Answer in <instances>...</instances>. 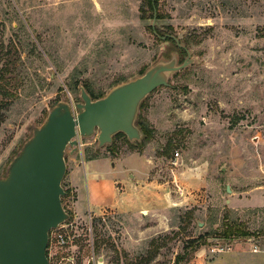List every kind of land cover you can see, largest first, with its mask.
<instances>
[{"label":"rangeland","instance_id":"374dc122","mask_svg":"<svg viewBox=\"0 0 264 264\" xmlns=\"http://www.w3.org/2000/svg\"><path fill=\"white\" fill-rule=\"evenodd\" d=\"M155 10L147 0H0V88L14 98L0 109V179L52 107L80 102L79 86L105 96L173 54L181 64L166 35L181 34L195 60L139 107L142 146L136 125L133 147L117 137L99 149L93 137L67 149L69 219L49 232V264H214L221 248L264 251V208L249 207L264 204V0H158ZM93 157L108 159L86 163ZM83 163L77 213L70 174ZM90 169H133L153 203L138 214L86 211ZM231 228L253 236H226Z\"/></svg>","mask_w":264,"mask_h":264},{"label":"water","instance_id":"95a60500","mask_svg":"<svg viewBox=\"0 0 264 264\" xmlns=\"http://www.w3.org/2000/svg\"><path fill=\"white\" fill-rule=\"evenodd\" d=\"M166 37L186 55L181 64L173 54L97 100L79 86V103L58 102L42 124L33 128L9 164L6 177L0 179V264H49V232L69 219L61 203L65 156L67 149L71 155L78 151L79 138L95 137L99 149L110 146L117 134L129 143L142 139L136 126L141 103L158 88L167 87L171 75L195 62L179 42L181 34L162 40ZM226 192H230L228 186Z\"/></svg>","mask_w":264,"mask_h":264},{"label":"crops","instance_id":"0c3cea01","mask_svg":"<svg viewBox=\"0 0 264 264\" xmlns=\"http://www.w3.org/2000/svg\"><path fill=\"white\" fill-rule=\"evenodd\" d=\"M130 156H135L140 159V157L136 155ZM106 159L108 158L101 157L93 159L92 162L104 163ZM88 162L91 161L89 160L86 163ZM84 165V163L81 165L82 170L80 171V166H75L70 174V180L77 195V200L75 202V210L77 213H81L80 210L84 212V197H82L79 189L81 171L83 172L84 178L85 175H88ZM90 170V177L85 181L86 191L84 195L86 211L101 212V210H116L119 214H138L141 210L148 209L149 203H153L152 192H149L147 188L142 189L136 186L140 181L136 178L134 173L132 174L131 171L133 169H129L126 172L120 173L121 175L118 174L120 176L114 177H111L108 172L105 173L95 169ZM145 195L151 198L147 199ZM234 197H236L235 199L239 202V197L236 194H234ZM235 199L231 198V202L234 203ZM245 201L248 202L246 199ZM249 207L264 208V204L260 203L256 198ZM239 247H237L235 251L225 250L220 252V257L215 259L214 264H264V251L257 250V252H254V245L251 243L247 244L246 250L239 249Z\"/></svg>","mask_w":264,"mask_h":264},{"label":"trees","instance_id":"16d2710c","mask_svg":"<svg viewBox=\"0 0 264 264\" xmlns=\"http://www.w3.org/2000/svg\"><path fill=\"white\" fill-rule=\"evenodd\" d=\"M157 1L158 0H147V3H148V6L151 8V10H153V8H156V6H157ZM157 19H160V17L158 16L157 17ZM154 32H155V30H153ZM156 33V32H155ZM154 34V33H153ZM157 34V33H156ZM155 34V35H156ZM165 40H170V41H172V42H174L173 40H171L170 38H168V37H166L165 38ZM175 45H176V43H175ZM176 48L178 49V50H180V51H182L181 49H179L177 46H176ZM183 52V51H182ZM3 56V55H2ZM8 66L10 67V64H5L2 68H4L5 70H2V72L4 71V72H9V70H7L8 69ZM143 73V72H142ZM141 73V74H142ZM140 74V75H141ZM0 78L2 79V81H3V79H4V76L2 75V73L0 72ZM7 84H9V82H7ZM4 86H2L1 88H0V109H6L7 107H9L10 106V104H11V102H12V100L14 99L13 97H12V95H11V93H9L8 92V90L7 89H5L4 90ZM83 88L85 89V91L89 94V96L92 98V100H97V99H100V98H102L103 97V95H99V96H93V94H91V93H89V91H87V88L85 87V86H83ZM142 105H143V102L141 103V105H140V109H141V107H142ZM1 117V116H0ZM136 125L137 126H139V128H140V130H141V132L143 133V135H144V138H143V140L141 141V143H136V145H140V146H142L143 145V143H144V141H145V138H146V134H147V129L146 128H143L142 126H141V124L139 123V122H137L136 123ZM117 137H123V138H126L123 134H117L114 138H117ZM114 138H113V140H114ZM126 142L128 143V145L130 146V147H133L127 140H126ZM93 159H97V157H93V158H88V160H93ZM225 235L226 236H230V237H232L233 235L234 236H253V235H251V234H249V233H247V232H245V231H243V230H240L239 228H231V229H228L226 232H225ZM177 261H181V259L180 258H177L176 259Z\"/></svg>","mask_w":264,"mask_h":264},{"label":"built area","instance_id":"2783aa9c","mask_svg":"<svg viewBox=\"0 0 264 264\" xmlns=\"http://www.w3.org/2000/svg\"><path fill=\"white\" fill-rule=\"evenodd\" d=\"M174 156H175V158H177V157H178V153L176 152V153L174 154ZM174 160H175V159H174ZM172 163H173V162H172ZM58 242L61 243V244H63V243H64L63 238L59 237V238H58ZM222 251H224V250L221 248V249L219 250V252H222ZM253 251H254V252H257V247H256V246H254ZM69 263L72 264V262H69Z\"/></svg>","mask_w":264,"mask_h":264}]
</instances>
